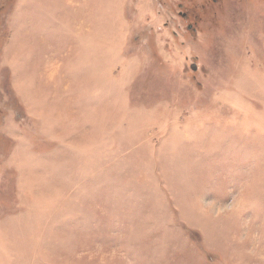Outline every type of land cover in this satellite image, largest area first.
<instances>
[{
	"label": "rangeland",
	"instance_id": "rangeland-1",
	"mask_svg": "<svg viewBox=\"0 0 264 264\" xmlns=\"http://www.w3.org/2000/svg\"><path fill=\"white\" fill-rule=\"evenodd\" d=\"M0 264H264V0H0Z\"/></svg>",
	"mask_w": 264,
	"mask_h": 264
},
{
	"label": "water",
	"instance_id": "water-1",
	"mask_svg": "<svg viewBox=\"0 0 264 264\" xmlns=\"http://www.w3.org/2000/svg\"><path fill=\"white\" fill-rule=\"evenodd\" d=\"M194 68L196 69V65H194Z\"/></svg>",
	"mask_w": 264,
	"mask_h": 264
}]
</instances>
